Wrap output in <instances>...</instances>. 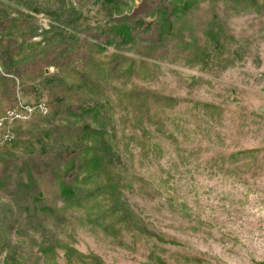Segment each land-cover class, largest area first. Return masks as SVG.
<instances>
[{"label":"rangeland","instance_id":"rangeland-1","mask_svg":"<svg viewBox=\"0 0 264 264\" xmlns=\"http://www.w3.org/2000/svg\"><path fill=\"white\" fill-rule=\"evenodd\" d=\"M0 264H264V0H0Z\"/></svg>","mask_w":264,"mask_h":264},{"label":"trees","instance_id":"trees-1","mask_svg":"<svg viewBox=\"0 0 264 264\" xmlns=\"http://www.w3.org/2000/svg\"><path fill=\"white\" fill-rule=\"evenodd\" d=\"M180 1H182V0H180ZM186 1H191V0H186ZM185 4H186L185 2H180L181 6L179 4H177L176 6H173V8L171 9V12L172 13L183 12L185 10L186 5H187V4L186 5ZM166 20H167V17H166ZM163 21L161 22L162 24L160 25V29H159L161 34H163V32L165 31L166 24L169 25L168 20L165 21V19H163ZM124 35H125V31L122 33V36H124Z\"/></svg>","mask_w":264,"mask_h":264},{"label":"built area","instance_id":"built-area-1","mask_svg":"<svg viewBox=\"0 0 264 264\" xmlns=\"http://www.w3.org/2000/svg\"><path fill=\"white\" fill-rule=\"evenodd\" d=\"M27 109H29V108H27ZM18 115V114H17Z\"/></svg>","mask_w":264,"mask_h":264}]
</instances>
